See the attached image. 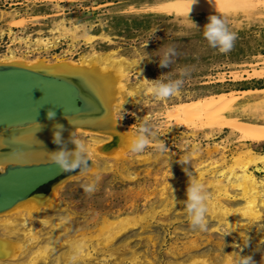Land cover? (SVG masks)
Listing matches in <instances>:
<instances>
[{"label": "rangeland", "instance_id": "1", "mask_svg": "<svg viewBox=\"0 0 264 264\" xmlns=\"http://www.w3.org/2000/svg\"><path fill=\"white\" fill-rule=\"evenodd\" d=\"M163 1L0 0V56L14 54L31 62L66 61L81 66L84 57H106L115 52L124 59L127 73L126 89L114 117L117 129L132 133L147 120L156 134L153 143L165 145L163 151L150 146L133 155L127 148L120 149L108 135L81 127L77 137L90 145L92 167L86 174H80L79 170L67 172L57 183L39 190L50 193L59 183L54 191V208L32 219L31 224L44 238L35 242L34 249L38 245H51L56 225L68 228L57 242L85 237L90 244L98 243V239L103 242L107 237L105 219L113 221L125 216L150 219L155 215V219L144 221L118 237L116 245L128 242L146 264L149 260L152 264H189L193 257L210 258L215 264H222L227 254L236 260L250 238L241 254L264 260V208L261 218L254 222L233 212L228 220L236 226L228 228L222 224L219 230L215 227L220 223L208 214L207 230L199 231L190 226L181 202L186 199L189 179L184 167L206 186L209 198L213 199L210 179L226 181L228 173L223 175L222 171L230 166L240 171L238 165L245 161L243 154L248 149L264 154V140L247 142V130L240 123L187 122L194 101L223 92L264 87V75L254 74V70L264 67V0H254L255 6L248 10L190 16L152 10ZM211 14L222 15L229 29L237 34L228 53L209 47L203 38L202 28ZM62 23L70 28L77 26L78 38L56 39L58 34L53 30ZM195 23L201 28L195 27ZM89 35L95 36L92 43L87 39ZM40 37L51 38L53 43L50 47L39 46L36 40ZM170 46L177 55L169 67L161 68L159 58ZM185 66L193 70L180 94L157 100L146 91L152 79L161 74V78L174 79L177 69ZM262 98L260 94L238 102L233 115L250 120L258 118L257 113L262 112L263 116ZM184 158L188 159V165L178 162ZM250 169L264 180L262 163ZM93 181L95 190L85 192L83 185ZM229 191L236 197L223 198L225 204L233 209L245 204L237 187H230ZM64 249V245L52 249V257ZM131 255V251L124 254ZM105 256L108 255L101 254L94 261L104 260ZM108 262L117 264L110 257ZM120 262L130 264L128 258Z\"/></svg>", "mask_w": 264, "mask_h": 264}, {"label": "bare ground", "instance_id": "2", "mask_svg": "<svg viewBox=\"0 0 264 264\" xmlns=\"http://www.w3.org/2000/svg\"><path fill=\"white\" fill-rule=\"evenodd\" d=\"M188 4L189 0H164L152 10L168 15H188L190 10ZM253 6H255L254 0H214V3H209V0H198L193 5L190 14H210L216 12V9L217 12H229L238 9L248 10ZM69 29L75 32L73 39H77L78 27L70 28L63 23L54 28L53 32L58 34L55 38L65 37L64 33ZM87 39L89 43H92L95 36L89 35ZM52 43L51 38L40 37L36 40V44L39 46L50 47ZM123 60L117 57L115 52L108 54L106 57L102 55L84 57L81 66L66 61L56 64H48L43 60L31 62L24 58H17L14 54L0 56V65L25 67L75 84L81 95L93 106L85 112L1 129L0 160L5 161L3 169L8 164H26L50 160V152L60 148V145L53 143V126L56 123L64 126L62 136L65 141H68L72 132L77 136V133L81 131V127L88 126L87 128L93 132L108 135V138L115 141L120 149H126L125 139L131 133L121 130L120 127L117 129L114 120L123 98V92L126 89L125 76L127 73ZM254 74L264 75V67L260 70H254ZM260 94L264 96V87L223 92L194 101L191 103L193 107L192 114L187 122L194 123L196 120H205L206 122L216 121L221 124L240 123L247 130L245 138L247 142L262 141L264 140V115H261L262 112L257 113L259 110H254L259 115L258 118L253 120L236 118L233 115L238 102L251 99L253 96ZM261 101H264V98ZM69 120L74 122L75 127ZM68 147L72 148L74 146L69 143ZM243 156L245 161L241 163L242 165H238L240 171L234 166L222 171L223 175L228 173L226 180L228 183L222 178L210 179L209 181V185L214 188V198L210 199L209 214L213 220L220 223L215 227L216 230H219L222 224H225L228 228L229 226H236L235 222L228 220L233 212L240 213L249 222H254L262 216L264 180H260L250 168L252 165H258L259 163L264 165V154L255 153L248 149ZM214 164L216 165L217 162L215 161ZM58 184L50 193L44 194L37 191L32 196L20 200L13 207L0 212V264H49L50 261H54L53 264H70L69 256L76 246H79L80 253L75 264H110L108 262L109 257L117 264H121L122 258L124 261L128 258L130 264H146L141 260L140 254L128 246V242L116 245V241L122 234L130 229L137 228L142 222L155 219V215H151L150 219L146 216L142 218L125 216L113 221L105 219L103 225L109 230L107 237L103 242L98 239V243L93 242L90 244L86 242L85 237L74 240L67 239L66 242L61 243L57 242V238L61 234L67 233L68 228L67 226L59 227L56 225L53 240L50 242L51 245L46 247L38 245L37 249H34L35 242L40 243L44 238L31 224L32 219L41 212L54 208V191H57ZM230 187H237L240 190V197L245 201L243 206L233 209L225 204L223 198L229 200L236 197L229 191ZM1 229H4V232ZM89 240L92 241L90 238ZM61 245H64L65 249L58 256L52 257L54 251L51 250H56ZM126 251L132 252L131 257L124 256ZM101 254L108 256H105L104 260L94 261ZM255 261L256 264H264V260ZM235 262V258L227 254L222 264H235ZM148 264H152V262L149 260ZM189 264L215 263L210 258L197 259V257H193Z\"/></svg>", "mask_w": 264, "mask_h": 264}, {"label": "clouds", "instance_id": "3", "mask_svg": "<svg viewBox=\"0 0 264 264\" xmlns=\"http://www.w3.org/2000/svg\"><path fill=\"white\" fill-rule=\"evenodd\" d=\"M198 0H189V12ZM209 3H214V0H209ZM216 9V8H215ZM217 12V9H216ZM190 16V15H189ZM195 27L201 28L195 23ZM203 38L207 41L209 47L217 49L220 53H228L234 46L237 39V34L231 31L222 17V15L211 14L208 17V22L203 26ZM65 38H74L75 32L71 29L66 30L64 33ZM177 53L174 47H167L163 50L159 58L158 64L161 68L169 67L173 63ZM192 68L189 66L180 67L176 71V78L162 77V74L157 79H152V83L146 85V91L157 100H164L172 96L180 94L181 89L184 87L186 79L190 78ZM150 80V79H149ZM48 118L53 119L55 112L49 110ZM69 122L75 127L74 122ZM53 143L60 145L56 151L50 152L52 161L63 172H74L79 170L80 174H86L90 171L91 167L89 161H92V150L89 144L84 140L70 134L68 141H65L62 133L64 126L56 123L53 126ZM41 129V128H40ZM155 132L150 121L144 120L139 126L125 139L127 150L130 154L136 155L143 153L146 148L153 147L159 151L165 149V145L161 143H153L155 140ZM71 143L74 147L69 148L68 144ZM179 163L188 165L187 158L179 159ZM5 161L0 160V172L3 171ZM188 176V184L186 188V199L181 201L186 209V214L190 226L194 230L206 231L207 230V216L210 212V198L207 193L206 186L195 179L193 173L188 167L183 169ZM98 180L99 177L97 176ZM96 182L83 185L85 192H93L95 190ZM226 235V234H225ZM250 240V238H249ZM249 240L244 243L243 248L248 247ZM240 251L239 257L236 259L235 264H256L252 254L242 255ZM259 249V248H257ZM80 248L76 246L73 253L69 256L70 264H75L79 258Z\"/></svg>", "mask_w": 264, "mask_h": 264}, {"label": "water", "instance_id": "4", "mask_svg": "<svg viewBox=\"0 0 264 264\" xmlns=\"http://www.w3.org/2000/svg\"><path fill=\"white\" fill-rule=\"evenodd\" d=\"M91 108L78 87L65 79L25 67L0 65V130L47 120L49 110L55 112V118ZM65 174L52 159L8 164L0 172V212L54 184Z\"/></svg>", "mask_w": 264, "mask_h": 264}]
</instances>
